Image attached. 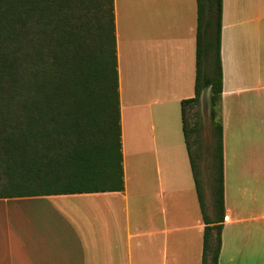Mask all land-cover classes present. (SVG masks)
Wrapping results in <instances>:
<instances>
[{"label": "crops", "instance_id": "crops-1", "mask_svg": "<svg viewBox=\"0 0 264 264\" xmlns=\"http://www.w3.org/2000/svg\"><path fill=\"white\" fill-rule=\"evenodd\" d=\"M120 191L0 198V264H201L181 100L195 0H113ZM224 220L218 264H264V0H222Z\"/></svg>", "mask_w": 264, "mask_h": 264}, {"label": "trees", "instance_id": "trees-1", "mask_svg": "<svg viewBox=\"0 0 264 264\" xmlns=\"http://www.w3.org/2000/svg\"><path fill=\"white\" fill-rule=\"evenodd\" d=\"M195 1L194 94L181 100V123L204 224L201 264H218L222 0ZM206 88L209 210L199 177L202 124L188 118ZM123 187L113 0H0V198Z\"/></svg>", "mask_w": 264, "mask_h": 264}, {"label": "rangeland", "instance_id": "rangeland-1", "mask_svg": "<svg viewBox=\"0 0 264 264\" xmlns=\"http://www.w3.org/2000/svg\"><path fill=\"white\" fill-rule=\"evenodd\" d=\"M208 64V62L206 61ZM209 68L208 66L206 67ZM209 70V69H208ZM209 72V71H208ZM201 121V135H200V168L199 177L204 192V199L207 205V209H210L211 197V177H210V159H209V147H210V120H209V89H205L202 94L199 103L188 112L189 122L192 124L196 119Z\"/></svg>", "mask_w": 264, "mask_h": 264}, {"label": "water", "instance_id": "water-1", "mask_svg": "<svg viewBox=\"0 0 264 264\" xmlns=\"http://www.w3.org/2000/svg\"><path fill=\"white\" fill-rule=\"evenodd\" d=\"M206 89H208V88H206ZM204 92H205V90L203 91V93H204ZM203 93H202V94H203Z\"/></svg>", "mask_w": 264, "mask_h": 264}]
</instances>
